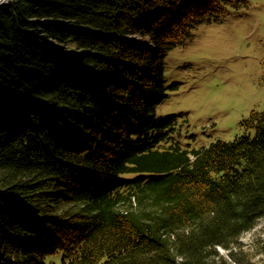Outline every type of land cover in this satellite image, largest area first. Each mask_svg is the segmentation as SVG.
I'll list each match as a JSON object with an SVG mask.
<instances>
[{
	"label": "trees",
	"instance_id": "1",
	"mask_svg": "<svg viewBox=\"0 0 264 264\" xmlns=\"http://www.w3.org/2000/svg\"><path fill=\"white\" fill-rule=\"evenodd\" d=\"M7 2L0 264H264L239 240L264 219V108L199 147L156 112L167 53L245 0Z\"/></svg>",
	"mask_w": 264,
	"mask_h": 264
},
{
	"label": "rangeland",
	"instance_id": "2",
	"mask_svg": "<svg viewBox=\"0 0 264 264\" xmlns=\"http://www.w3.org/2000/svg\"><path fill=\"white\" fill-rule=\"evenodd\" d=\"M7 3L0 0V6ZM164 62L167 96L156 112L177 117L183 145L199 147L240 135L246 130L242 120L264 108V0L225 7L171 49ZM239 240L252 260L262 262L264 219ZM218 251L227 258L226 250Z\"/></svg>",
	"mask_w": 264,
	"mask_h": 264
},
{
	"label": "bare ground",
	"instance_id": "3",
	"mask_svg": "<svg viewBox=\"0 0 264 264\" xmlns=\"http://www.w3.org/2000/svg\"><path fill=\"white\" fill-rule=\"evenodd\" d=\"M5 1V0H4Z\"/></svg>",
	"mask_w": 264,
	"mask_h": 264
},
{
	"label": "built area",
	"instance_id": "4",
	"mask_svg": "<svg viewBox=\"0 0 264 264\" xmlns=\"http://www.w3.org/2000/svg\"><path fill=\"white\" fill-rule=\"evenodd\" d=\"M8 1V0H7Z\"/></svg>",
	"mask_w": 264,
	"mask_h": 264
}]
</instances>
